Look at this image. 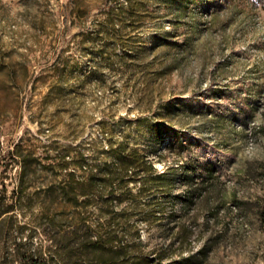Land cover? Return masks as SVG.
<instances>
[{"label":"rangeland","instance_id":"obj_1","mask_svg":"<svg viewBox=\"0 0 264 264\" xmlns=\"http://www.w3.org/2000/svg\"><path fill=\"white\" fill-rule=\"evenodd\" d=\"M120 156L148 247L264 264V0H0V264L106 223Z\"/></svg>","mask_w":264,"mask_h":264},{"label":"trees","instance_id":"obj_2","mask_svg":"<svg viewBox=\"0 0 264 264\" xmlns=\"http://www.w3.org/2000/svg\"><path fill=\"white\" fill-rule=\"evenodd\" d=\"M118 165L117 172L108 175L104 180L110 189L103 197L109 207L107 222L99 226L80 216L79 220L85 229L82 233L75 231L71 245L58 246L62 250L60 252L42 253L38 257L29 256L25 260L26 264H211V244H205L196 251L182 250L188 247L190 231L187 227H183L178 234L180 249H175L173 243L169 246L148 247L141 231L127 224V212L110 209L117 196V186L128 181L124 179L125 174L133 162L120 156ZM129 180L133 179L130 177ZM5 212L7 210L0 211V218ZM116 218L124 220L121 226L115 224Z\"/></svg>","mask_w":264,"mask_h":264}]
</instances>
